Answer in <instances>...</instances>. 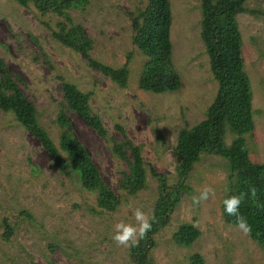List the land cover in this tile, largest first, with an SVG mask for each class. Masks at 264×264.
<instances>
[{"label": "rangeland", "instance_id": "rangeland-1", "mask_svg": "<svg viewBox=\"0 0 264 264\" xmlns=\"http://www.w3.org/2000/svg\"><path fill=\"white\" fill-rule=\"evenodd\" d=\"M172 14L171 60L180 75L176 92L153 94L138 86L145 56L131 42L127 12L146 0H88L84 10H72L74 23L81 24L94 41L91 55L111 66H122L130 55L126 87H120L87 65L75 51L55 41L43 22L55 28L57 16L40 15L14 0H0V57L25 81V95L33 102L38 120L56 143L59 87L62 80L90 92V106L108 132L121 139L116 126L141 147L147 187L136 196L122 198L114 212L102 215L87 209L94 197L84 191L75 175H65L52 165L37 138L20 126L12 114L0 111V264H130L127 247L112 240L117 222L135 223L134 211L153 210L157 182L149 165L165 173L167 184L176 183L174 147L180 129L205 118L218 84L213 78L200 36L202 0H169ZM238 24L243 57L252 88L254 133L248 138L250 156L264 162V0H247ZM75 136L96 157L103 179L117 193L125 164L110 155L106 143L83 119L69 116ZM154 129L158 133L154 132ZM160 135V136H159ZM234 137L227 133L230 145ZM226 160L202 155L187 179L170 221L156 236L152 256L158 264H189L187 257L200 253L206 264H263L264 249L248 232L224 221L221 202L227 192ZM205 187L215 190L208 200L194 203ZM126 201H125V200ZM27 210L31 217L21 213ZM7 221L15 232L2 237ZM182 223L200 230L189 247L173 241Z\"/></svg>", "mask_w": 264, "mask_h": 264}, {"label": "trees", "instance_id": "trees-1", "mask_svg": "<svg viewBox=\"0 0 264 264\" xmlns=\"http://www.w3.org/2000/svg\"><path fill=\"white\" fill-rule=\"evenodd\" d=\"M28 7L29 3L40 15L57 16L55 28L43 22L51 37L64 47L75 51L88 66L120 87H126L129 77L130 55L122 66H111L94 58L91 51L93 39L82 25L74 23L72 10H84L88 0H14ZM247 0H202L200 36L206 46L210 72L218 84L216 95L205 111V118L190 127L180 129L174 153L177 158L176 183L168 185L166 174L157 172L149 165V174L157 182V195L152 212L155 221L146 238L137 247L127 248L130 264H158L152 256L157 234L168 225L170 214L178 205L184 191H189L187 179L202 155L220 156L226 160L228 171L227 192L223 200L233 194L248 192L251 186L257 189L255 200L248 198L240 207L241 214L251 227L248 232L253 242L264 249V162H255L250 156L248 138L253 137L254 110L252 88L245 69L243 42L238 24V15L245 13ZM264 14V13H261ZM131 21V42L145 56L138 77V86L146 92L164 94L176 92L181 86L171 60L172 43L170 27L172 14L169 0H146L142 7L127 12ZM24 79L9 69L0 57V111L10 113L14 120L39 141L48 153L52 165L65 175H75L80 187L94 197L87 209L102 215L114 212L122 198L136 196L147 187V171L141 156V147L134 144L125 130L116 126L121 139L107 137L101 118L90 106V92L79 89L74 83L62 80L59 87L58 140L55 143L38 120L33 102L23 91ZM79 115L85 124L106 143H110V155L122 161L126 169L121 171L116 193L103 179L96 157L75 136L70 114ZM154 132L158 133L154 129ZM230 133L234 138L227 145L225 138ZM160 136V135H159ZM125 200V199H124ZM226 223L237 225L236 218L224 211ZM126 201V200H125ZM31 217L27 210L21 211ZM2 237L8 241L15 228L7 219ZM200 230L190 223H182L173 232V241L179 246L189 247L199 237ZM189 264H206L200 253L187 257ZM264 264V263H263Z\"/></svg>", "mask_w": 264, "mask_h": 264}, {"label": "clouds", "instance_id": "clouds-1", "mask_svg": "<svg viewBox=\"0 0 264 264\" xmlns=\"http://www.w3.org/2000/svg\"><path fill=\"white\" fill-rule=\"evenodd\" d=\"M215 195V190L211 187H205L198 197L193 198L194 203L208 200L210 196ZM248 198L255 200L257 198V189L251 186L248 192H241L227 196L223 200L224 211L227 215L235 217L239 229L244 232H250L251 227L247 224L246 219L241 214V204ZM135 223L117 222L114 225L112 240L117 246L132 248L137 247L140 241L146 238L151 231L155 216H149L143 209L136 208L134 211ZM195 226V225H194Z\"/></svg>", "mask_w": 264, "mask_h": 264}]
</instances>
